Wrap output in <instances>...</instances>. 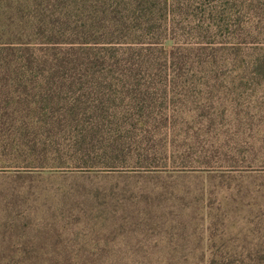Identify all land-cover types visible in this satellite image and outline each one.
Wrapping results in <instances>:
<instances>
[{
    "label": "rangeland",
    "instance_id": "1",
    "mask_svg": "<svg viewBox=\"0 0 264 264\" xmlns=\"http://www.w3.org/2000/svg\"><path fill=\"white\" fill-rule=\"evenodd\" d=\"M203 1L211 10V28L227 32L236 18L247 19L248 0ZM213 10L221 11L226 24L215 22ZM210 33L215 38L186 41L192 56L198 46L216 52L212 73L198 64L202 55L176 74L103 82H111L113 98L104 105L110 111L130 108V94L150 96L160 119L113 120L120 130L112 132L169 145L155 157L172 164H76L67 160L69 138L59 130L51 132L58 151L46 144L44 150H2L20 123L10 131L0 125V264L2 252L32 253L26 264H206L212 254L264 251V80L220 63V54L227 63L229 53L247 56L261 44L244 43L242 35L220 43L229 36ZM158 41L145 37L135 48ZM161 42L165 49L172 46ZM36 127L30 123L29 136L42 139ZM7 157H18L19 164L2 166Z\"/></svg>",
    "mask_w": 264,
    "mask_h": 264
},
{
    "label": "trees",
    "instance_id": "2",
    "mask_svg": "<svg viewBox=\"0 0 264 264\" xmlns=\"http://www.w3.org/2000/svg\"><path fill=\"white\" fill-rule=\"evenodd\" d=\"M207 6L203 0H0V125L10 131L15 122L20 123L13 136L7 135L2 142V150L24 147L33 151L38 145L44 150L46 144L50 151H58L51 132L59 130L69 138L67 160L76 164H172L173 159L155 157L165 155L169 145L112 132L120 130L113 120L140 118L147 123L160 119L148 104L150 96L129 93L130 108L110 111L105 106L113 98L111 82L106 86L103 82L158 76L167 70L176 74L190 67L194 58L198 63L202 55L204 60L198 64L212 73L216 52L198 46L192 56L194 48L186 41V37L214 36L211 29L213 34L219 31L229 36L220 43L242 35L244 43L261 44L247 56L229 53L227 63L220 54V63L264 80V0H248L246 21L236 18L227 32L217 24V29L210 27L213 22ZM213 12L215 22L226 24L221 11ZM145 37L159 38L158 46L135 48ZM161 40L171 41L172 46L165 49ZM29 122L42 128V139H36V133L29 136ZM128 126L130 132L133 124ZM17 158H2V166L19 164L14 163ZM37 165L42 166L41 161ZM32 258L29 252H2V264H26ZM206 264H264V251L244 257L212 254Z\"/></svg>",
    "mask_w": 264,
    "mask_h": 264
}]
</instances>
